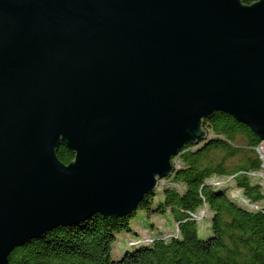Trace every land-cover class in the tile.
Instances as JSON below:
<instances>
[{
    "label": "water",
    "instance_id": "obj_1",
    "mask_svg": "<svg viewBox=\"0 0 264 264\" xmlns=\"http://www.w3.org/2000/svg\"><path fill=\"white\" fill-rule=\"evenodd\" d=\"M217 112L264 142V0H0V264L136 211Z\"/></svg>",
    "mask_w": 264,
    "mask_h": 264
},
{
    "label": "trees",
    "instance_id": "obj_2",
    "mask_svg": "<svg viewBox=\"0 0 264 264\" xmlns=\"http://www.w3.org/2000/svg\"><path fill=\"white\" fill-rule=\"evenodd\" d=\"M243 1L252 4L258 0ZM204 127L212 135L208 141L188 145L173 157V164H180L173 180L182 188L164 187L162 197L156 191L149 193L136 211L124 216L94 214L79 223L56 227L15 248L8 264H264V209L250 211L233 200L227 188L210 183L214 177L260 170L263 160L256 148L262 141L246 124L224 112L204 119ZM56 155L64 164L74 158L64 146ZM235 181L246 198L264 202L262 184L247 175H238ZM205 206L213 213L212 234L202 238L189 212ZM139 210L170 212L180 237L163 240L159 233L152 244L131 247L116 259L112 252L118 235L139 236L132 225Z\"/></svg>",
    "mask_w": 264,
    "mask_h": 264
},
{
    "label": "built area",
    "instance_id": "obj_3",
    "mask_svg": "<svg viewBox=\"0 0 264 264\" xmlns=\"http://www.w3.org/2000/svg\"><path fill=\"white\" fill-rule=\"evenodd\" d=\"M257 152L259 153L261 159L263 160V164L260 170H242L238 173L230 176H223V177H214L210 180V183L219 186L225 187L228 189L230 193V197L238 202L243 207L250 211H263L264 209V202H253L250 199L246 198L236 186V177L238 175H247L253 178L255 181L259 182L264 187V142H262L257 148ZM175 169L180 167V164L176 161L174 164ZM158 187H174V188H182V185L175 182L173 180V176L170 178H164L159 180ZM190 218L197 221H202L208 216V208L205 206L201 208L198 212H189ZM180 237V230L177 226V229L173 233H166L161 235L158 238H162L163 240H170L172 238H179ZM155 236H139L136 239L132 240L130 243V247L141 246V245H150L154 242Z\"/></svg>",
    "mask_w": 264,
    "mask_h": 264
},
{
    "label": "rangeland",
    "instance_id": "obj_4",
    "mask_svg": "<svg viewBox=\"0 0 264 264\" xmlns=\"http://www.w3.org/2000/svg\"><path fill=\"white\" fill-rule=\"evenodd\" d=\"M209 137H212V135L210 134ZM162 191V188L157 187L156 192L158 197H162ZM212 215L213 213H211L208 208V216L202 221H197L199 236L202 238H207L212 234ZM173 222L174 221L170 212L165 214H149L143 210H139L136 216L132 219V225H134L137 229L139 236H155L159 233H161V235L173 233L177 229V226H175ZM160 227L161 229L168 230H161ZM136 238V235L128 232H123L120 236H118V239L113 244V257L118 259L126 250H130L131 247H129V245L131 241Z\"/></svg>",
    "mask_w": 264,
    "mask_h": 264
},
{
    "label": "crops",
    "instance_id": "obj_5",
    "mask_svg": "<svg viewBox=\"0 0 264 264\" xmlns=\"http://www.w3.org/2000/svg\"><path fill=\"white\" fill-rule=\"evenodd\" d=\"M173 221H174V219H173ZM173 224L175 225V226H178V224L174 221L173 222ZM160 229H161V227H160ZM155 230V229H154ZM161 230H168V229H161ZM121 234H119L118 236H120Z\"/></svg>",
    "mask_w": 264,
    "mask_h": 264
}]
</instances>
